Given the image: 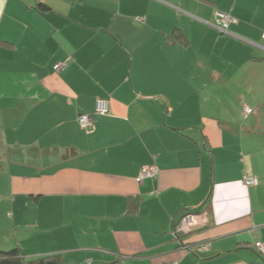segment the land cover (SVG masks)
Instances as JSON below:
<instances>
[{
    "label": "crops",
    "instance_id": "1",
    "mask_svg": "<svg viewBox=\"0 0 264 264\" xmlns=\"http://www.w3.org/2000/svg\"><path fill=\"white\" fill-rule=\"evenodd\" d=\"M0 137V251L264 264V0H0Z\"/></svg>",
    "mask_w": 264,
    "mask_h": 264
},
{
    "label": "built area",
    "instance_id": "2",
    "mask_svg": "<svg viewBox=\"0 0 264 264\" xmlns=\"http://www.w3.org/2000/svg\"><path fill=\"white\" fill-rule=\"evenodd\" d=\"M218 21L220 24V27L222 30L226 31L231 23L234 21L233 18L225 12H218ZM66 67V63H60L56 64L54 66L55 71H60L63 68ZM253 108L249 106H245L243 109V115L244 117H247L248 115L253 113ZM110 113V106H109V101L105 98H100L96 102L95 106V111L93 113H86V114H81L78 117V122L82 128H89L93 124V120L96 115H107ZM159 169L155 165H149L144 167L139 176L137 177L138 181H141L144 178L147 177H155L158 175ZM243 182L248 185V186H256L259 184L260 180L258 177L251 175V174H246L243 178ZM209 223L208 217L206 213H188L186 214L181 220L180 223L178 224L176 228V233L177 234H183V235H189L195 230L199 228H203L207 226ZM256 250L260 254H264V242L257 241L254 244ZM210 244L208 242H202L199 244H195L192 246H184V249L188 253H194L196 251H206L209 250ZM162 264H180L179 261H172V262H165Z\"/></svg>",
    "mask_w": 264,
    "mask_h": 264
},
{
    "label": "trees",
    "instance_id": "3",
    "mask_svg": "<svg viewBox=\"0 0 264 264\" xmlns=\"http://www.w3.org/2000/svg\"><path fill=\"white\" fill-rule=\"evenodd\" d=\"M38 8L42 12L50 11V6L40 2ZM0 137V143H1ZM195 213V212H190ZM0 264H65L61 255H51L41 258L26 259L20 248H13L7 251H0Z\"/></svg>",
    "mask_w": 264,
    "mask_h": 264
}]
</instances>
